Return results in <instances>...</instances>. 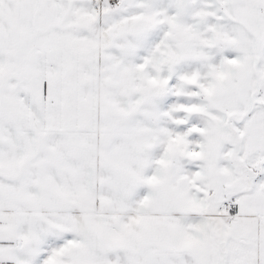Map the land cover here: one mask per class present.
Returning <instances> with one entry per match:
<instances>
[{
    "label": "snow or ice",
    "instance_id": "snow-or-ice-1",
    "mask_svg": "<svg viewBox=\"0 0 264 264\" xmlns=\"http://www.w3.org/2000/svg\"><path fill=\"white\" fill-rule=\"evenodd\" d=\"M0 264H264V0H0Z\"/></svg>",
    "mask_w": 264,
    "mask_h": 264
}]
</instances>
